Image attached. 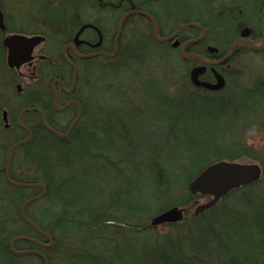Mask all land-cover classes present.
I'll use <instances>...</instances> for the list:
<instances>
[{
  "label": "trees",
  "instance_id": "16d2710c",
  "mask_svg": "<svg viewBox=\"0 0 264 264\" xmlns=\"http://www.w3.org/2000/svg\"><path fill=\"white\" fill-rule=\"evenodd\" d=\"M148 1L119 0L115 4L106 0H87L88 3L58 0L54 4L50 0H41L36 17L29 19L18 14L20 19L16 27L10 25L12 18L5 12L6 4L2 3L7 31H0L2 85L4 82L6 85L10 79L8 75L15 72L8 68L6 61L7 49L3 45L6 35L41 34L47 36L48 44L41 52L47 66L42 69L40 81L35 83L30 78L32 83L25 87L23 95L14 92L16 100L20 101L16 108L3 107L16 118L20 112L29 111L23 115L21 128L12 122L19 127L16 126V137L0 141V200L7 205L5 220L0 225V264H264V155L245 144L249 128L258 126L264 130V72L246 86L244 72L228 71L227 81L233 79V89L226 82V89L219 94L195 91L187 74L198 63L197 59L184 60L179 53L176 56L174 48L156 39L155 23L139 14L131 15L123 22L114 57L99 55L78 59L74 69L70 67L69 59L63 57L62 50L75 39L80 31L78 28L85 24L99 28L101 19L81 24L77 20L88 7L98 15L112 14L116 29L127 12L147 13ZM197 1L199 7L181 4L180 17L174 18L171 27L166 25V20L173 18L170 14L176 11L171 6L165 8V12L155 10L153 16L159 36L166 38L186 25H195L186 28L178 37L182 42H189L201 38L205 32L203 39L190 45V52L198 56L195 53L198 48L203 51L210 46L227 53L242 39L241 33L246 28L251 31L249 40L255 45L262 44L264 0H224L218 7L214 6L215 0ZM20 3L21 0H16L17 6H21ZM131 22L137 27L132 28ZM39 23L41 29H30ZM24 25L31 27L23 28ZM129 27L133 30L132 35L127 39L128 43L122 45ZM91 30L86 37L94 35ZM115 37L110 44L104 39L100 51L112 54ZM150 44L153 46L149 48ZM243 55L263 56L264 49L254 51L248 45H240L233 49L231 60ZM175 56L181 61L175 62ZM184 61L191 63L186 67V76L176 84L175 93L165 94L166 86L170 85L166 74L184 65ZM247 61L256 65L254 61ZM144 72L151 75V87L159 94V101L176 114L153 112L160 121L155 122L154 128L162 131V137H158L163 142L158 143L157 138L153 143L157 146L152 152L141 157L137 153L140 146L136 145V151L132 148L135 144L130 135L137 126L126 133L123 122L129 120L128 89L132 82L126 74L141 75ZM212 72L219 73L215 67ZM247 73L252 74L251 70ZM56 79H61L68 88L74 83L79 108L69 106L65 112L57 110L55 93L53 95L50 87ZM33 89H38L40 94L36 90V97L29 96L31 91L34 93ZM104 93L110 94V107H105L101 101ZM119 97L124 100L122 109L116 106ZM59 103L64 105L61 100ZM199 107L209 109L206 115L213 112L209 122L214 132H219L218 128L226 124L234 140L220 145L216 141L217 146L205 143L201 152L194 156L189 153L185 159L177 153L181 139L173 135V130L176 125L188 130L193 123L194 110ZM69 114L73 115L70 121ZM170 119L181 122L165 127L167 122L164 121ZM222 120L227 123L219 122ZM116 122L122 128L121 132L114 130ZM196 123L193 124L197 126ZM100 130L110 146L116 143L109 140V134L117 133L120 144L114 155L102 154L101 139L100 143L98 139L95 143L92 139L87 143V133L93 136ZM170 137L174 142L162 157L159 151L163 153V145L171 144L167 142ZM92 146L98 151H93ZM202 155L206 163L194 164L189 160L197 161ZM243 160L262 167L261 180L230 193L204 214L189 217L187 213L191 207L202 199L207 200L190 194L189 183L215 163ZM178 161L186 165L182 170L184 174L174 169ZM144 182L148 185L144 197L138 196L130 202L117 199L122 195L126 200L124 196L129 188L141 191ZM37 185L44 186L45 191ZM81 193L82 196L86 193L87 198L76 199L75 196H81ZM84 203H95L98 207H82ZM55 204L60 206L59 209L53 210ZM40 205L47 206L43 211V214L47 213L44 219L37 212ZM23 206H26L24 215ZM174 207L185 209L182 222L159 227L150 225L154 217ZM71 209H75L73 214Z\"/></svg>",
  "mask_w": 264,
  "mask_h": 264
},
{
  "label": "rangeland",
  "instance_id": "374dc122",
  "mask_svg": "<svg viewBox=\"0 0 264 264\" xmlns=\"http://www.w3.org/2000/svg\"><path fill=\"white\" fill-rule=\"evenodd\" d=\"M50 1H53L54 4L58 3V0H50ZM106 1L109 3L117 4L119 0H106ZM206 1H208V0H206ZM167 2L173 10L180 8L177 5H181V4H183V6L188 5L190 7H195V6L199 7V4H200V2H198L197 0H167ZM221 3H224V0H215L214 6L218 7ZM3 4H6V10H5L6 14L12 18L11 23H10L11 26L16 27L18 25V20L20 19L18 14L21 16H25L29 19H30V17H36V13H37L36 5L35 4L32 5V3H30V2H25L22 7H20L19 5L17 6L16 0H3ZM202 5H205V4L202 3ZM201 7L203 9L206 8L204 6H201ZM14 8L16 9L17 13L14 10ZM80 14L81 15L77 19L80 24L83 21H85V23L86 22L88 23L92 20L101 19V24H100L99 28L103 34L102 38L105 39L107 44L111 43V40H113L115 35H116V37L118 36V26L119 25L115 29V26L113 23L115 20H112V18H113L112 14L102 13L101 15H98L95 13V10H93L89 7L87 10H85L84 12H81ZM96 16L98 18H96ZM15 17L17 18V20L15 19ZM116 22H117V20H116ZM130 25L132 28L137 27V25L134 24V22H131ZM30 27H28V25L23 26V28H30ZM41 27H42L41 23H39L37 25L35 24V26H32L30 29H34V30L38 31L39 29H41ZM18 28L20 29L21 27L18 26ZM132 28L129 27V30H127L125 32L126 40L122 42V45H125L128 43L129 40H127V39H129L132 35V32H133ZM121 32H123V29ZM121 35H122V33H121ZM205 36H206V33H205ZM86 38L93 41L95 39V36L92 35V36L86 37ZM174 40H176V39H174ZM115 41H112L113 45L117 46V43H115ZM47 44L48 43L43 44L39 48V51L41 49L47 48ZM152 46H153V44H150L149 48ZM168 46L170 48L172 47L171 44H168ZM255 46H260V44L255 45ZM210 47H212V46H210ZM163 49L166 50L167 48L163 47ZM173 50H175L177 52L176 53V56H177V54L179 53L178 50H176V49H173ZM38 52H36V54H35L36 56H37ZM223 53H225V52H223ZM176 56L174 58V61L177 62V59L179 61H181L180 58H177ZM247 60L254 61L256 65H253L254 63H250ZM263 61H264V55L263 56L243 55L242 58H240V59H233L230 61V66H229L230 68L228 71H235V72L236 71H242V72H244V74H246L244 76L246 78V86H247L248 83L250 85V82L253 83V81L258 78V74H263L262 72H264V63L261 64ZM183 64L184 65L176 67V69L172 70L173 72H169L166 74V78L168 79V81H169L168 83L170 85L166 86L165 94L166 93L167 94L175 93L176 87H177L176 84L179 81H183V78L187 74V72L185 71L186 67L187 66L189 67V65L191 63H190V61H184ZM205 67H207V65L202 66L199 69H203ZM249 70H251L252 74L247 73ZM228 73H230V72H227V76L230 75ZM36 75L38 76L39 73L34 72L33 68L22 67L18 72L15 71L11 75H8L10 77V79L8 77L9 80L6 83V85H5V82L3 85L0 82V86L2 85V88L0 89V109L1 108L3 109V107H7V106H9V108H13V109L16 108V106L20 103V101L16 100V98L14 96V94H15L14 92L16 91L15 90L16 86L19 85L20 87H23V88L28 87L29 84L31 85V83H32V81H29V79L32 78L34 80V77ZM137 76H138V79H137ZM187 76H189V73L187 74ZM126 77L129 80H132V82H131V88L128 89V94L130 96L129 97L130 98L129 99L130 100L129 101V107L130 108L128 110L127 115L129 116V120L127 122H123V126H124L126 133H129L134 128V126H137V129H134L133 132L130 134L133 137V139H134L133 142L135 144V145H132V148L136 151V145L140 146L137 149V153L141 157H145L146 155H148L149 153L152 152V149L155 146H157V145L153 144L156 142L157 138H158V140H157L158 143L163 142V139L162 138L159 139V137H158V136L162 137L161 136L162 131H159L158 129L154 128L155 122H160V121H158L156 119L155 115H153V112H156L157 110H159L161 113H162V111H165L167 114L169 112H172V114L175 115L176 111L170 109L168 106L164 107L163 104L159 101V99H160L159 94L157 93L156 90H154L151 87L152 86V82L150 81L151 75L148 76L147 72H144V74H141V75H134L133 73H128V74H126ZM248 79H249V82L247 81ZM195 80L197 81V84H198L197 87L198 88H200V89L202 88V89H205L207 91L209 90L208 92L217 93L220 91L219 93H222V92H224L223 90L226 89V87H227V85L225 83L223 89L211 90L210 87L215 86L217 84V82L215 84H211V83L202 82L200 80V78H197ZM34 82H35V80H34ZM227 82H228L229 88L233 89V86H232L233 79L230 78ZM171 83L173 84L172 86H171ZM180 86H181V83H180ZM50 87H51V84H50ZM199 91L204 92V90H199ZM110 99H111L110 94H107V93L102 94L101 101L105 107L111 106ZM115 102H116L117 108H119V109H122V106L125 105L122 97H119V99ZM125 109L126 108H124L123 111H125ZM208 111H209L208 108L201 109L200 107L198 108V110L197 109L194 110L193 123L197 122L199 124L198 125L196 123L197 126H195V124L192 123L191 125H189L188 130L183 129V127L181 125L175 126V128L173 130V135H177L181 139V143L178 146L177 153H181V156L183 158L188 159L187 157H189V153L191 154V156H194L196 153L201 152V148L205 143L208 144L207 146H217L216 141L218 142V145H220L221 143H225V142L230 143L232 140H234V136H232V133H230L226 124H223V126H220L218 128L219 132H214L212 130L213 127L210 126L209 118L213 112L212 113L209 112L210 114L206 115V112H208ZM0 114H1V112H0ZM23 117L24 116H20V118L17 120V122H15V124H17L20 128L23 126ZM164 122H167L165 127H168V125L171 123H173L175 125V124H178L177 122H181V121H179V120L173 121L172 119H170V120H168V121L166 120ZM219 122L227 123L224 120L219 121ZM184 123H188V122H183V124ZM15 124H13L9 119L7 120V117H6L5 121L1 123V127H0V141L1 142H4L2 140H4L6 137L7 138L12 137V136L16 137L18 126ZM116 125H117V122H116ZM116 125H114V130H117V132H119V130L122 128L119 125H117L118 128H115ZM3 126L5 127V129H3ZM101 128L104 129V127H101ZM101 130L98 131V134L93 135V136H89L90 134L87 133V135H86L87 136V143H89L91 141V139L94 143L98 139V141L100 143V139H101V140H103V143H102V147H103L102 149L103 150H101L102 154L114 155L115 153H117L118 146L120 144L119 138L116 135L117 133L112 132L113 134L112 133L109 134V136H108L109 140L111 142L116 143L115 146H110L104 140L105 135H104L103 131H101ZM120 132H121V130H120ZM245 138H246L245 139L246 145L251 146L256 152L264 155V130L263 129H261V128L259 129L258 126L249 128ZM167 142H171V144L163 145V148H164L163 153L161 151H159V153L162 154V157H163V154H167V152H168L167 150L170 148V146H172V143L174 142V140L172 137H170L167 140ZM92 147H93V151H95L96 150V149H94L95 147L94 146H92ZM97 151L98 150H96V152ZM200 157L201 158H199L197 161H195V159H190V158H189V160L191 161V163H194V164L195 163L203 164V163L207 162V161H204V159H202V157H205V156L202 155ZM239 163L252 164L251 161H248V160H243L242 162H239ZM176 165H177V167H174V169H177V170L181 171V174H184V172L182 170H185L184 167H186V165L184 164L185 165L184 166L181 161H178ZM260 168H261V170H263L261 166H260ZM191 171H193V170H191ZM141 186H142V183H141ZM147 190H148V185L146 184V182H144L141 191H138L134 188H129L126 191L127 196H124L126 198V200L123 199L122 195H118L117 199H119L120 201L130 202V201L135 200L138 196L144 197L146 194L144 192H146ZM0 193H2L1 190H0ZM80 195L81 196L76 195L75 198L76 199L87 198L86 193H85L86 196H82L83 193H81ZM104 198H105V196H104ZM205 202H206V199H202V200H200V202H197V204H195L193 207H191L190 210L188 211V213H187L188 216L191 217L195 213L197 206L201 205ZM46 207L47 206H45V205H40L37 208L38 215L42 219L47 217V213L43 214L44 213L43 211L46 209ZM59 207H60L59 205L55 204L53 207V210L55 208L59 209ZM82 207L94 208V207H98V205L95 203L90 204V205H88L87 203H84ZM4 209H7V205L5 202H2L0 200V225H2L3 221L5 220V217H4L5 216V214H4L5 210ZM70 212L73 214L75 212V209H71Z\"/></svg>",
  "mask_w": 264,
  "mask_h": 264
},
{
  "label": "water",
  "instance_id": "95a60500",
  "mask_svg": "<svg viewBox=\"0 0 264 264\" xmlns=\"http://www.w3.org/2000/svg\"><path fill=\"white\" fill-rule=\"evenodd\" d=\"M134 14H139L153 21L156 25L155 37L156 39H158L160 42H163V43L171 42L186 28L190 26H195V25H186L182 27L173 36L168 37V38H161L158 34L159 33L158 24L151 15L140 12V11H130V12H127L120 21L119 29H118V36L116 38L115 43H117V41L121 37L123 22L129 16L134 15ZM87 29H95L98 32L99 41L97 44H95L92 47L94 49H100L102 42H103V38H102V35L99 29H97L93 25H85L80 29L77 36L75 37L74 45H67L64 48L63 53H65L66 50H72L75 52L76 51L75 48L80 45V42H79L80 36ZM262 30H263L262 44L260 46H255V44H253L249 40L251 31L250 29L246 28L241 33L242 39L240 41L235 42L230 47L229 51L227 52L226 57L222 60V62H226L231 56L233 49L240 45H248L254 51H262L264 49V21L262 25ZM0 31L2 32L6 31L5 15L3 11L1 10V8H0ZM204 37H205V32L201 38L188 42L186 45L182 46L181 49H183L185 46L199 42ZM44 41H45V37L43 36L25 37V36L17 35V36L6 38L3 42V45L8 51L7 64L9 68L18 71L21 69L22 66L31 64L34 60V57H33L34 49L39 47ZM178 46H179V43H174L172 47L177 48ZM209 52L215 53V52H218V50L213 47H209ZM115 54H116V45L114 46V52L112 54H108L104 51H99L97 53L87 55L84 58H91V57L99 56V55L114 57ZM184 55L186 57H193L199 60L201 63L208 65L207 62L203 61V59H201L196 54H188V55L184 54ZM201 70L203 69L196 68L194 70V73H192L193 80L197 79V76ZM195 83L197 84L196 80H195ZM224 85H225V82H224L223 77L219 76L217 77V84L213 87H210V89L211 90H221L224 88ZM17 88H18V91L20 92L21 87L18 86ZM261 177H262V170L260 166L253 164V163L252 164H242L239 162L223 161V162H218V163H215L207 167L188 185V191L190 192V194L194 196L199 195L201 197L211 198L208 202L198 205L195 210L194 215L199 216V215L204 214L206 211L217 206L221 202V200H223L224 198H227L230 193L236 190H239L241 188H246V187L255 185L261 180ZM37 187L42 188L44 191L46 189L44 186H41V185H37ZM25 207L26 206H23V209H22L23 215H24ZM184 217H185V209L174 207L154 217L150 225L152 227H159V226L166 225V224H177L179 222H182L184 220Z\"/></svg>",
  "mask_w": 264,
  "mask_h": 264
},
{
  "label": "flooded vegetation",
  "instance_id": "af4514ba",
  "mask_svg": "<svg viewBox=\"0 0 264 264\" xmlns=\"http://www.w3.org/2000/svg\"><path fill=\"white\" fill-rule=\"evenodd\" d=\"M85 3H88L87 2V0H83ZM25 2H30V3H32V5L33 4H35L36 5V8H38V4H40V2H41V0H21V6L20 7H22L23 6V4L25 3ZM2 3H3V0H0V8H1V10L3 11V13H4V10L2 9ZM121 4H122V2L120 1V5H119V11L120 10H122L123 11V8H122V6H121ZM146 6H148L147 7V9H146V12H147V14H149V15H151L154 19H155V10H159V11H161V12H165V8H169V4H168V2H167V0H149L148 2H147V5ZM178 7H180V5H177ZM130 7H132V6H130ZM181 8V7H180ZM180 8H178V9H175V11H176V13L175 14H173V13H171L170 14V16H173V18H171V19H167L166 20V25L167 26H169V27H171L172 26V24L175 22V20H174V18H179L180 16ZM121 12V11H120ZM143 12V11H142ZM144 13V12H143ZM4 15L6 16V14L4 13ZM81 14H79L78 15V17L80 16ZM154 15V16H153ZM6 18V17H5ZM158 20V19H157ZM119 21H120V19H119ZM151 21V20H150ZM156 21V20H155ZM151 22H153V21H151ZM154 23V22H153ZM5 25H6V23H5ZM119 25V24H118ZM77 27H78V25H77ZM83 26H81L80 28H78V31H79V29H81ZM119 27V26H118ZM160 28V27H159ZM7 29H8V27H7ZM97 29H99L98 27H97ZM91 29H87L86 31H84L83 33H82V35L80 36V38H79V42H80V45L78 46V47H76L75 49H76V51L74 52V51H72V50H66V52H65V54L64 53H62L63 54V57H64V59H66V58H68L69 59V64H71L70 65V67H72L73 69H74V64L76 65V63H75V61L77 60V61H79L78 59H86V58H84V57H86L87 55H91V54H93V53H97V52H99L100 50H101V48L100 49H94L92 46H94L95 44H97V40L99 39V35H98V32L95 30V29H92L91 31L94 33V36L95 37H97V40L96 41H92V40H90V39H88V38H86V36L89 34V31H90ZM2 32V31H1ZM7 31H5V32H2V33H6ZM174 34V33H173ZM173 34H171V35H169V36H167L166 38H168V37H171ZM14 35H21V36H25V37H35V36H43V35H24V34H8V35H6L5 36V38H4V40L7 38V37H11V36H14ZM43 37H45V41L40 45V46H42L43 44H45V43H47V41H48V39H47V36H43ZM74 38H75V36H74ZM176 40H172L171 42H167V44H171V46H173V44L174 43H179V46L177 47V48H174V49H176V50H178V52H179V54L182 56V57H184V60L185 59H195V58H193V57H186L184 54H186V55H188V54H193V53H191L190 52V45H188V46H185L183 49H181V47L182 46H184V45H186L188 42H182L181 40H180V38L177 36L176 38H175ZM4 40H3V42H4ZM103 41H104V39H103ZM190 42V41H189ZM104 43V42H103ZM70 45H74V39L71 41V43H70ZM40 46L39 47H37V48H35L34 49V51H33V57H34V60H33V62L31 63V64H27V65H24V66H22V67H25V68H33V70H34V72H36V73H39V75L37 76H35L34 77V80H35V83H37V82H39L40 81V79H41V77H42V74L41 73H43V67H44V69L46 68V62L47 61H45V56L44 55H42L41 54V52H42V49L39 51V48H40ZM173 48V47H172ZM215 49H217L218 50V52H215V53H210L209 52V47L206 49V50H200L199 48L197 49V52H195V53H198L199 54V56H201L202 57V59H203V61H205V62H207L208 63V65H207V67H205V68H203V70H201L200 71V73L198 74V76H197V78H200V80L202 81V82H204V83H211V84H215L216 82H217V77H219L218 75H220V76H222V77H224L223 79H225L224 80V82L226 83L227 82V72H228V70H229V66H230V64H229V62L231 61V56L229 57V59L226 61V62H222V60L226 57V55H227V53H221V51L219 52V49L218 48H216V47H214ZM87 49V50H86ZM39 51V52H38ZM83 51H85V53L83 54ZM36 52H38V54H37V56L35 55L36 54ZM62 52H63V50H62ZM73 52V53H72ZM201 52H203V54L201 53ZM208 54H207V53ZM73 55H72V54ZM7 57H8V51H7ZM207 58V59H206ZM67 60V59H66ZM196 60V59H195ZM6 61H7V58H6ZM197 62L198 63H196V65H194L192 68H191V70L189 71V80H190V78H191V80L190 81H192V83H194V85H193V88H194V90L195 91H198V92H202V91H199V90H204V92H202V93H209V94H219V92H217V93H214V92H208L207 90H205V89H200V88H198L197 87V84L195 83V80H193V78H192V73H194V70L197 68V69H199V68H201L202 66H205V64H203V63H201L199 60H197ZM211 66H213V67H215L216 68V71L217 72H219L218 74H214V72H212V68L213 67H211ZM21 67V68H22ZM71 68V69H72ZM37 70V71H36ZM18 72V71H17ZM33 73V72H32ZM204 74V75H203ZM203 75V76H202ZM216 75V76H215ZM37 79V80H36ZM62 82V83H61ZM59 83H61V84H59ZM65 85V86H64ZM18 86H16V91H17V93H18V95H23L24 93H25V91H26V88L24 87H22L21 88V91L20 92H18V88H17ZM36 90H38V89H33V91H34V93H32V91L28 94L29 96H37V92H36ZM39 90H40V88H39ZM38 90V91H39ZM51 90H52V93H53V95H54V93H55V96H54V103H55V101L56 100H58V103H59V100H61L63 103H64V105H60V103H59V105L58 106H56V108H57V110L58 111H61V112H65V111H67L69 108V106H74V107H76V108H79V106H78V98L79 97H77L76 95H75V92H76V89H75V85H74V83H72V85L68 88V87H66V84H65V82H63L61 79H56L54 82H53V84H52V86H51ZM39 94H40V91L38 92ZM29 111V110H28ZM0 112H1V120H0V122L2 121V122H4L5 121V119H6V117H7V120L9 119L11 122H17V120L20 118V116H23L24 114H27V112L26 113H24V114H22V112H20L21 114H19V116H17V118H16V116H14V115H10L9 114V111H8V109L7 108H1L0 109ZM7 114H6V113ZM79 114V113H78ZM65 116V115H64ZM67 116H69L70 117V119H69V121L72 119V117H73V115L71 116L70 114L69 115H67ZM15 119H14V118ZM61 120V119H60ZM64 120V119H63ZM3 129H5V127L3 126ZM71 130H73V128H71ZM7 142V140H5V143Z\"/></svg>",
  "mask_w": 264,
  "mask_h": 264
},
{
  "label": "bare ground",
  "instance_id": "6f19581e",
  "mask_svg": "<svg viewBox=\"0 0 264 264\" xmlns=\"http://www.w3.org/2000/svg\"><path fill=\"white\" fill-rule=\"evenodd\" d=\"M102 35V34H101ZM116 38L117 37H115V39H114V41L116 40ZM116 42V41H115ZM22 88V87H21ZM20 91H21V89H20ZM19 92V91H18ZM56 105H59V103H58V100H56ZM26 111H28V110H25V111H22V114H24ZM79 119V118H78ZM70 131L71 130H69V133H70Z\"/></svg>",
  "mask_w": 264,
  "mask_h": 264
}]
</instances>
